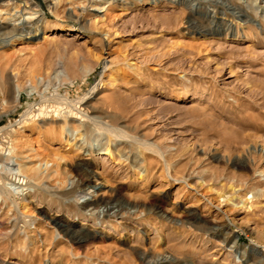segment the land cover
<instances>
[{"label": "rangeland", "instance_id": "374dc122", "mask_svg": "<svg viewBox=\"0 0 264 264\" xmlns=\"http://www.w3.org/2000/svg\"><path fill=\"white\" fill-rule=\"evenodd\" d=\"M15 1L45 30L0 49V164L30 184L0 170V264H264L231 248L264 255V0Z\"/></svg>", "mask_w": 264, "mask_h": 264}, {"label": "bare ground", "instance_id": "6f19581e", "mask_svg": "<svg viewBox=\"0 0 264 264\" xmlns=\"http://www.w3.org/2000/svg\"><path fill=\"white\" fill-rule=\"evenodd\" d=\"M54 1H55L54 4L56 5L61 0H54ZM103 1H105V0H95V3L92 5V10H101V9H103V7H102ZM138 1H142V0H138ZM157 1L158 0H152V1H146V2H143V3H145L146 6H149V5H152L153 3H156ZM171 1H177V0H171ZM178 1H180L182 3L183 2L185 3V2H187L189 0H178ZM254 1L256 2L257 0H254ZM19 2L15 1V0H0V18L4 19V20H7V21H10L9 22V24H10L9 27L0 26V33L3 30H5V28H11L10 29L11 30L10 34H12V38L9 41H6V40H1L0 41V49L3 48V47H7L8 45H11L12 42H13V38L14 37H17L18 40L36 39L40 35L41 31L45 30L43 28H37L35 30L28 29L27 24H28L29 20L32 18L33 13L29 12L28 16H26V14H24V15L21 16L22 18L19 17V13H20L19 11H15L14 13H12L13 9L20 8ZM23 2H24V6H25L24 10H30V7H29L30 2L28 0L27 1H23ZM3 12H5L7 14L6 18H3V15H4ZM222 20L224 21L225 18H223ZM234 26H235L234 22H230L227 25V28L228 29H233ZM59 31L68 32V30H64V29L60 30V28H59ZM44 33H45V31H44ZM19 92H20V90H19V86H18V94H16V102H19V97H20V93ZM183 100H188V95L183 96ZM262 150H264V148ZM45 164L48 165L49 161L48 162L46 161ZM0 170L1 171L2 170H9L13 175H15V179L14 180L10 179L11 181H9V183L6 184V185H9V187H6V192L5 193L10 195V196H13L14 195L13 193L19 191L20 189H23L22 188L23 186L27 187V185L29 184V177H27L24 174L21 165H19L17 163V161L14 162V160L12 158L10 159V161L8 163L0 164ZM37 175H39V174H37ZM79 175H80V178H78L79 180H78V182L76 184L77 187H79V186L93 187L91 185L93 178L91 176V172H89L88 169L81 170ZM93 177L95 178L97 176L94 174ZM75 195H76V188L74 187L71 191H67V192L62 193V199L69 200L71 198H74ZM92 206H103L104 207V210L102 212L103 214H109V212H111L113 210H116V205L114 203V199H110V200L95 199V201L87 202L85 205L82 206V208H87V207H92ZM136 208L138 209L139 207H135L134 209L136 210ZM114 212H118V211H114ZM50 219H52V218H50ZM55 224H57L61 228H63L61 232H65L67 235H69L73 239H79L80 240L79 232L74 231L73 229L69 228V226L64 227L63 225H61V223H55ZM237 246H238V240H237V238H235L234 241H232L231 248H235L237 250V252L240 254L241 258L245 259L246 253L250 250V251L254 252L257 255H261L262 258L264 259V255L260 254V252L255 247L243 246L241 248H238ZM147 256H148V254H147ZM159 257L160 256H158V257L153 256L152 258H153L154 261H161Z\"/></svg>", "mask_w": 264, "mask_h": 264}]
</instances>
